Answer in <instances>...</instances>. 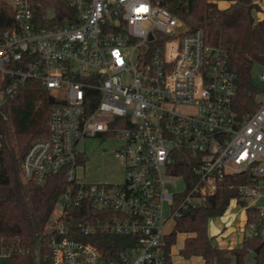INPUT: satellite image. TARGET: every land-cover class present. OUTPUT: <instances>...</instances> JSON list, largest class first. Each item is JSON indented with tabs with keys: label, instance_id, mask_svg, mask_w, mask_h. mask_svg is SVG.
<instances>
[{
	"label": "built area",
	"instance_id": "2783aa9c",
	"mask_svg": "<svg viewBox=\"0 0 264 264\" xmlns=\"http://www.w3.org/2000/svg\"><path fill=\"white\" fill-rule=\"evenodd\" d=\"M7 1L13 22L0 34V113L29 80L54 100L47 134L20 159L25 183L43 185L59 173L67 181L46 222L50 264H167L164 239L174 220L213 195L227 174H248L250 182L238 186L243 225L259 234L264 99L239 115L236 74L201 28L189 30L157 0H70L75 19L54 26L40 25L27 0ZM90 137L118 141V181L78 173ZM186 150L188 176L179 172ZM246 205L256 210L251 220ZM100 235L120 239L105 244Z\"/></svg>",
	"mask_w": 264,
	"mask_h": 264
},
{
	"label": "trees",
	"instance_id": "16d2710c",
	"mask_svg": "<svg viewBox=\"0 0 264 264\" xmlns=\"http://www.w3.org/2000/svg\"><path fill=\"white\" fill-rule=\"evenodd\" d=\"M33 18L42 26H54L75 19L76 8L70 0H27ZM219 0H157L175 15L181 17L189 30L201 28L207 45L216 46L223 52L227 67L236 74L235 109L245 115L257 108L256 96L260 89L251 82L253 64L264 66V17L254 19L253 12L260 6L253 0H226L230 4L219 9ZM52 12L49 14V12ZM13 8L7 0H0V34L11 26ZM43 89L35 81L24 86L9 97L11 108L0 113V253L7 262L0 264H50L46 222L51 214L55 198L62 192L67 181L62 173L51 175L43 185L25 183L21 178L20 159L29 144L47 134V118L54 102L47 92L42 107L35 108L31 95ZM24 97L28 100L21 106ZM180 167L181 173L191 174L189 151ZM177 172V171H176ZM248 174H227L213 195L204 196L195 207L184 209L174 220L170 233L165 237L164 255L171 262L170 248L177 233H186L179 254L184 258L199 256L203 264H243L248 250L254 254L253 264H264V238L260 234L244 235L239 246H220L213 242L214 235L208 232L209 220L223 215L232 198L240 205L238 186L249 183ZM255 208L245 206L249 220L256 216ZM257 221V220H256ZM264 222L259 221L258 224ZM100 243L117 244L120 236L100 235ZM98 245L106 255L108 252L93 238H85ZM120 248L121 245H116ZM38 251V256L36 255Z\"/></svg>",
	"mask_w": 264,
	"mask_h": 264
},
{
	"label": "rangeland",
	"instance_id": "374dc122",
	"mask_svg": "<svg viewBox=\"0 0 264 264\" xmlns=\"http://www.w3.org/2000/svg\"><path fill=\"white\" fill-rule=\"evenodd\" d=\"M221 1V0H219ZM264 7V0H259ZM230 4V2H229ZM224 3L216 2L219 9H224L229 6ZM52 12L50 11L49 14ZM254 19L258 18V14H254ZM264 74V66L260 64H253L250 72L251 82L260 89L256 96V100L264 99V81L260 79V75ZM47 90L34 93L31 95L35 108L42 107ZM28 99L24 97L21 106H25ZM8 117L11 115L9 110L11 102L4 105ZM118 145V141L111 137H90L87 138L84 145V153L87 159L78 170L85 181H118L122 177V165L119 160L113 155V148ZM178 188H182L181 181L178 180ZM234 204V205H232ZM229 210L219 217L209 220L208 232L214 235L213 242L220 246H239L244 235L250 236L251 229L243 225L244 213L243 206L236 205L230 202ZM264 223V222H263ZM259 234L264 238V228L259 229ZM186 233H177L174 244L171 246V259L174 264H203V260L199 256H191L184 258L179 254V249L182 247ZM38 256V251H36ZM7 256L0 254V263L7 262ZM254 254L250 249L243 257V264H253ZM230 264H236L234 258H231Z\"/></svg>",
	"mask_w": 264,
	"mask_h": 264
},
{
	"label": "crops",
	"instance_id": "0c3cea01",
	"mask_svg": "<svg viewBox=\"0 0 264 264\" xmlns=\"http://www.w3.org/2000/svg\"><path fill=\"white\" fill-rule=\"evenodd\" d=\"M253 1L256 2L261 8L260 11H254L253 15L256 13V14H258V18L257 19L263 18L264 17V7H263V5L259 2V0H253ZM218 2L224 3L225 6H227L229 4V1H226V0H221V1H218Z\"/></svg>",
	"mask_w": 264,
	"mask_h": 264
},
{
	"label": "water",
	"instance_id": "95a60500",
	"mask_svg": "<svg viewBox=\"0 0 264 264\" xmlns=\"http://www.w3.org/2000/svg\"><path fill=\"white\" fill-rule=\"evenodd\" d=\"M152 37V34H149V38H151Z\"/></svg>",
	"mask_w": 264,
	"mask_h": 264
}]
</instances>
